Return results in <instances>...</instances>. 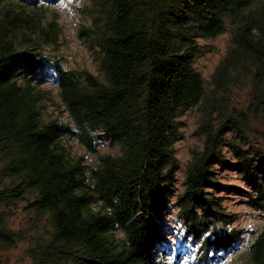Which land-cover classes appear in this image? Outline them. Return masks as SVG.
Returning a JSON list of instances; mask_svg holds the SVG:
<instances>
[{
    "label": "trees",
    "instance_id": "obj_1",
    "mask_svg": "<svg viewBox=\"0 0 264 264\" xmlns=\"http://www.w3.org/2000/svg\"><path fill=\"white\" fill-rule=\"evenodd\" d=\"M53 1L0 0V250L26 241L31 264L170 262L159 221L179 168V119L201 105L204 146L176 202L185 233L201 242L196 264H223L243 232L228 228L236 215L210 191L221 187L214 165L240 173L248 190L232 189L264 213V151L249 143L264 127V0H86L83 33L98 75L44 53L62 34L58 17L42 25ZM227 32L207 90L194 66L199 39ZM49 80L66 122L41 114ZM244 86L248 106H233L232 89ZM67 138L97 163L72 156ZM103 138L121 153H100ZM18 207L33 215L26 228L12 225ZM248 249L250 264H264V229Z\"/></svg>",
    "mask_w": 264,
    "mask_h": 264
},
{
    "label": "rangeland",
    "instance_id": "obj_2",
    "mask_svg": "<svg viewBox=\"0 0 264 264\" xmlns=\"http://www.w3.org/2000/svg\"><path fill=\"white\" fill-rule=\"evenodd\" d=\"M87 5L86 0H54L44 8L42 25L45 26L54 17H58V24L62 30L58 47H45L44 53L53 57L57 56L67 69H86L98 75L97 64L94 59V52L84 35V27L87 24L86 16L83 13ZM48 21V22H47ZM84 30V31H83ZM231 34L229 32L215 39H199L202 46L201 53L194 62L195 68L202 74L207 90L212 88L211 78L220 62L225 56L230 45ZM47 91L40 111L44 119H56L62 122L69 120L68 114L59 98L56 84L49 80L43 86ZM231 104L238 108H245L249 103L250 87H234L232 89ZM202 106L195 105L189 108L179 119L181 124L180 139L175 144L176 156L179 168L176 172V179L167 209L164 210L159 223L165 227V236L168 250L163 258L167 264L178 261V264H196L195 257L198 256L200 241L193 240L185 233L183 219L179 215V205L176 202L177 196L184 191L186 168L193 159L194 153L199 152L205 142V137L200 133V126L203 123ZM259 132L250 135V141L254 146L264 151V127L258 125ZM230 137V134H226ZM69 153L74 157H81L88 165L97 163V154H91L86 148L72 138L65 139ZM98 151L104 154L119 155L121 150L112 146L107 138L100 140ZM249 146V144H246ZM223 151L230 163L234 161L233 155L228 146H223ZM229 163V164H230ZM215 181L221 186L218 189L211 188L216 197H222L223 206L231 214L236 215L234 222L228 228L239 229L243 232V238L236 249L223 256V264H250L249 245L256 235L264 229V213L253 209L246 202L247 198L243 193L236 192L232 187L241 191L248 190L247 183L242 179L240 173L229 165H214ZM33 215L26 214L18 207L12 220L15 228H26L29 226V219ZM30 243L24 241L8 251L0 250V264H31L27 254ZM177 251V252H176ZM180 253V257L176 256Z\"/></svg>",
    "mask_w": 264,
    "mask_h": 264
}]
</instances>
